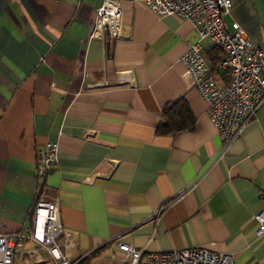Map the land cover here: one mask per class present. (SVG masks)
Here are the masks:
<instances>
[{
    "label": "crops",
    "instance_id": "0c3cea01",
    "mask_svg": "<svg viewBox=\"0 0 264 264\" xmlns=\"http://www.w3.org/2000/svg\"><path fill=\"white\" fill-rule=\"evenodd\" d=\"M103 1L0 0V234L26 226L41 196L59 205L62 249L84 263L113 264L122 241L264 264L255 217L264 209V105L221 153L180 61L197 41L191 23L122 0V37H92ZM225 19L264 46V0H231ZM200 43L211 68L214 46ZM178 99L194 127L157 134ZM47 143L57 162L39 189L36 151ZM14 261L53 264L28 240Z\"/></svg>",
    "mask_w": 264,
    "mask_h": 264
},
{
    "label": "built area",
    "instance_id": "2783aa9c",
    "mask_svg": "<svg viewBox=\"0 0 264 264\" xmlns=\"http://www.w3.org/2000/svg\"><path fill=\"white\" fill-rule=\"evenodd\" d=\"M122 0H104L96 10L92 37H122ZM157 16L171 15L191 23L197 41L190 43L180 57L189 86L206 104V113L221 140V153L239 137L246 125L264 105V46L254 44L237 22L230 24L231 0H143ZM218 48L222 57L217 68L225 73L221 83L211 71L201 52V41ZM57 162L56 143H47L36 151V176L40 189ZM264 195V192H262ZM257 235H264V209L255 214ZM28 224L22 229L0 234V264H15L14 253L31 241L51 259L53 264H91L69 258L59 242L63 228L57 201L37 196ZM121 252L113 264H236L232 254L206 248L188 247L168 251L138 249L118 241Z\"/></svg>",
    "mask_w": 264,
    "mask_h": 264
},
{
    "label": "trees",
    "instance_id": "16d2710c",
    "mask_svg": "<svg viewBox=\"0 0 264 264\" xmlns=\"http://www.w3.org/2000/svg\"><path fill=\"white\" fill-rule=\"evenodd\" d=\"M212 60L211 71L216 75L220 71L217 68L221 59V51L215 46L210 49ZM219 71V72H218ZM222 73V72H221ZM224 83L227 82L225 73H222ZM195 125V118L191 113L187 102L178 99L167 103L162 110L161 120L156 127L157 134H173L182 130H191Z\"/></svg>",
    "mask_w": 264,
    "mask_h": 264
}]
</instances>
